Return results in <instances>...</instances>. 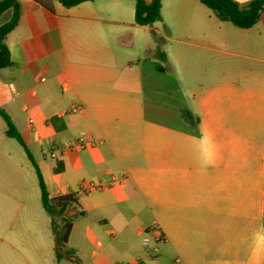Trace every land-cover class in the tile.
<instances>
[{"label":"crops","instance_id":"crops-1","mask_svg":"<svg viewBox=\"0 0 264 264\" xmlns=\"http://www.w3.org/2000/svg\"><path fill=\"white\" fill-rule=\"evenodd\" d=\"M18 2L0 108L50 197L75 193L74 212L85 215L68 242L77 258L57 260L54 236L43 233L25 247L10 242V255L28 264H264L255 240L264 233V11L241 29L199 0H162V19L139 26L135 0ZM152 32L172 72L147 53ZM180 109L199 117L198 130ZM5 131L0 116V166L13 163ZM82 131L98 142L64 149ZM87 182L112 183L79 193ZM151 228L165 240L145 248Z\"/></svg>","mask_w":264,"mask_h":264},{"label":"trees","instance_id":"trees-1","mask_svg":"<svg viewBox=\"0 0 264 264\" xmlns=\"http://www.w3.org/2000/svg\"><path fill=\"white\" fill-rule=\"evenodd\" d=\"M63 5L70 7L90 0H59ZM208 9L215 12L222 20H228L236 27L250 29L258 23L264 11V0H251L241 4L236 0H199ZM13 10L11 19L0 27V68L10 66V51L5 43L7 35L17 26L20 19V3L18 0H0V16L8 9ZM162 0H135V23L139 26H152L162 19ZM152 38L156 46L148 50L161 62L159 70L172 72V67L166 51L162 47V38L152 32ZM182 119L194 130H198L200 119L187 109H180ZM0 116L6 124V135L15 139L24 149L28 159L33 164L38 177L41 191V201L45 212L51 217V227L55 242L56 259L77 258L75 251L69 248L68 242L72 232L74 221L85 215V212H74L78 206L75 193H68L51 198L43 174L36 163L31 151L25 143L22 135L17 130L9 114L0 108Z\"/></svg>","mask_w":264,"mask_h":264},{"label":"rangeland","instance_id":"rangeland-1","mask_svg":"<svg viewBox=\"0 0 264 264\" xmlns=\"http://www.w3.org/2000/svg\"><path fill=\"white\" fill-rule=\"evenodd\" d=\"M10 142L15 146L10 147L13 163L7 166L1 162L0 166V264H28L18 254L10 255L9 243L25 247L27 242H37L43 234L47 239L53 238L51 217L43 208L33 164L17 141ZM50 162L58 164L57 158ZM31 222L38 224L34 231L26 229ZM35 264L47 263L38 258Z\"/></svg>","mask_w":264,"mask_h":264},{"label":"built area","instance_id":"built-area-1","mask_svg":"<svg viewBox=\"0 0 264 264\" xmlns=\"http://www.w3.org/2000/svg\"><path fill=\"white\" fill-rule=\"evenodd\" d=\"M43 80V79H42ZM76 108H80L79 105L76 106ZM98 141L94 137H90L87 132L82 131L79 133L74 145H69L65 147L64 149L72 150V149H80L84 150L88 146L95 145ZM52 156H55V153L52 154ZM112 182H87L84 184H81L79 186L78 192L81 194H88L92 191L102 189L106 187L108 184ZM165 240V236L159 228H151L148 230H145L142 234V245L145 248H150L152 243H158ZM148 254L150 255V249L148 250ZM136 264H146L144 260H139L136 262Z\"/></svg>","mask_w":264,"mask_h":264},{"label":"clouds","instance_id":"clouds-1","mask_svg":"<svg viewBox=\"0 0 264 264\" xmlns=\"http://www.w3.org/2000/svg\"><path fill=\"white\" fill-rule=\"evenodd\" d=\"M205 152H207V149L205 148ZM206 163H211L212 161L210 159H206ZM256 243L259 245L260 243L264 242V233H257L255 237Z\"/></svg>","mask_w":264,"mask_h":264}]
</instances>
